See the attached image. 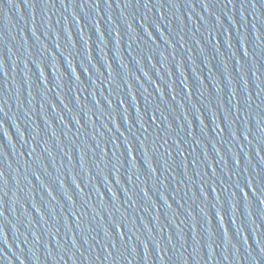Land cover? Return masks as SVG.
<instances>
[{
	"label": "water",
	"instance_id": "water-1",
	"mask_svg": "<svg viewBox=\"0 0 264 264\" xmlns=\"http://www.w3.org/2000/svg\"><path fill=\"white\" fill-rule=\"evenodd\" d=\"M127 2L0 0V264H264V0Z\"/></svg>",
	"mask_w": 264,
	"mask_h": 264
},
{
	"label": "snow or ice",
	"instance_id": "snow-or-ice-1",
	"mask_svg": "<svg viewBox=\"0 0 264 264\" xmlns=\"http://www.w3.org/2000/svg\"><path fill=\"white\" fill-rule=\"evenodd\" d=\"M62 2H63V0H62ZM230 2H231V0H230ZM129 5H131V0H128V2L125 3V7H129ZM147 6H148L147 5V0H145V7H147ZM204 6H205V8H207V3L206 2L204 3ZM81 7H83V5H81ZM2 72H3V65L0 64V73H2ZM37 179H39V177H37ZM5 183L6 182L4 181L3 173H0V184H5ZM0 192H3V188L2 187H0ZM49 194L51 195V193H49ZM262 203H264V201H262ZM0 216H3V212L2 211H0Z\"/></svg>",
	"mask_w": 264,
	"mask_h": 264
}]
</instances>
